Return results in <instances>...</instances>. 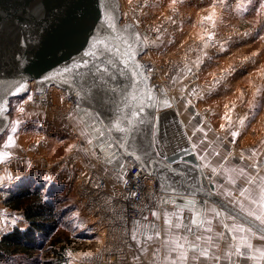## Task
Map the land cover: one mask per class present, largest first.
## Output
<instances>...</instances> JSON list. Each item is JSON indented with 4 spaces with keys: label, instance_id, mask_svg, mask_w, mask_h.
Instances as JSON below:
<instances>
[{
    "label": "crops",
    "instance_id": "crops-1",
    "mask_svg": "<svg viewBox=\"0 0 264 264\" xmlns=\"http://www.w3.org/2000/svg\"><path fill=\"white\" fill-rule=\"evenodd\" d=\"M176 2H179L177 7L180 11V20H175L178 32L165 34L169 38H161L156 50L173 51L176 46L179 47V42L183 45L190 38L203 39L206 48L198 59L176 75L175 88L168 89L162 84L167 89V94L160 95L158 99L161 108L157 110V117L152 125L151 142L156 157L160 160L159 149L163 155H171L179 152L187 142L193 149L202 172L215 189L213 193L209 191L210 197L202 196L205 222L195 236H189V240L207 250L208 258H204L200 252L187 249L180 241L185 223L194 218V202H174L166 198L165 204L156 208L157 215H153L151 219L132 222L131 234L136 239L132 238L128 250L131 262L264 264V259L259 258L256 251L264 250V239L260 238V233L253 227L256 225L264 228L255 219V215L264 213V208L261 207L264 204L261 199L264 196L262 0H175ZM173 4V0H156L153 17L158 19L168 16L169 7ZM210 15L213 16L212 20L205 19ZM172 35L176 36L178 43L171 39ZM249 106H253V109L248 110ZM43 114V110L37 107L27 108L25 112L19 111L14 122L16 131L13 133L11 130L0 142V189L8 183L13 184L27 177L71 186L89 168L104 174L111 184H122V158L115 153L106 157L102 155L101 145H96L103 134L102 130L77 112L70 121L75 138L64 139L70 146L68 156L62 160L50 157L51 161H46V164L28 158L5 165L11 157L16 158L20 150L32 140L43 139L45 146L50 148L53 142H57L56 137L48 136L49 132L45 131L42 135L29 131L30 129L23 130L26 121L29 123L32 119L43 117ZM232 132H236L237 136L232 137ZM9 135L13 136L14 146L5 147ZM129 160L127 159V164ZM197 172L201 183V174L198 170ZM243 190L246 191L241 195ZM163 193L164 196H194ZM249 212L254 215H248ZM89 219L88 226L95 234L99 231L95 218L91 216ZM176 224H180V227H175ZM26 226L22 212L5 213L0 216V238L15 227ZM239 227L246 230L251 228L252 231H229ZM233 235L236 236L235 240ZM241 237L252 244L251 255L256 259L228 255L230 252L234 253ZM69 258L75 259L73 254L64 255L65 263Z\"/></svg>",
    "mask_w": 264,
    "mask_h": 264
},
{
    "label": "water",
    "instance_id": "water-1",
    "mask_svg": "<svg viewBox=\"0 0 264 264\" xmlns=\"http://www.w3.org/2000/svg\"><path fill=\"white\" fill-rule=\"evenodd\" d=\"M120 13L119 0H0V109L6 108L0 111V136L9 125L11 99L25 95L21 86L26 88L29 81H34L36 91L42 93L47 84H54L69 98L74 96L76 112L102 130L96 145H101L103 156L115 153L121 157L124 171L127 159L133 160L144 171L156 174L165 192L194 195L174 194L164 196V200L194 202V217L204 223L202 196L210 197L209 191L215 189L187 142L175 154L163 155L159 149L162 160L156 157L151 129L161 108L158 99L167 94V89L147 77L141 61L145 32L134 24L122 23ZM106 22L114 23L115 30H110ZM93 34L115 46L113 52L130 44L133 55L129 68L121 66L119 54L101 53L103 64L86 57L84 53L92 50ZM82 59H87L89 66L77 68L74 62ZM109 60L113 63L107 73H98L93 66L104 67ZM137 64L141 66L137 71L143 74L136 78L139 84L130 75ZM66 66L72 71L64 73ZM141 105L143 110L132 115ZM116 124L125 131L116 130ZM109 144L118 147L109 148ZM187 163L200 172L201 183L197 170ZM192 220L185 223L180 241L187 249L199 252L193 249L205 248L189 236H195L203 223L197 227Z\"/></svg>",
    "mask_w": 264,
    "mask_h": 264
},
{
    "label": "built area",
    "instance_id": "built-area-1",
    "mask_svg": "<svg viewBox=\"0 0 264 264\" xmlns=\"http://www.w3.org/2000/svg\"><path fill=\"white\" fill-rule=\"evenodd\" d=\"M152 1L142 0L140 6L150 7ZM173 13L175 15L172 18L178 20L180 14L177 11ZM140 19L141 16L133 15L132 20L123 23L142 24ZM164 29L167 31L170 26L167 23L161 26L158 22L148 19V23L143 28L145 32L143 54L152 45L151 37H156V34ZM194 49L198 50L197 47ZM141 61L146 69L147 77L153 84L157 86L164 84L168 89L175 87L171 79L168 78V81L164 82L155 77L157 66L154 63L143 58ZM181 62L184 64L186 61ZM161 68L166 69L167 66L161 65ZM175 69L177 67L173 68V71ZM25 96L31 97L27 106L37 107L46 112L45 126L58 128V123L63 122L65 124V127L62 126L63 131L74 135L75 131L72 127L73 132L66 128L70 126V120L77 110L78 103L74 96L69 98L63 89L54 84H47L45 91L40 93L36 91L34 81L28 82ZM43 145L40 144V146ZM14 160L16 158L8 162L11 163ZM75 183L77 201L85 212L95 218L99 231L95 233L96 237L84 240L77 259L69 264H132L128 251L132 244V222L139 219H151L156 208L165 204L164 193L157 177L144 171L133 160H129L120 185L111 184L104 174L94 168L87 169ZM0 212H2L1 209ZM51 256L55 255L51 254Z\"/></svg>",
    "mask_w": 264,
    "mask_h": 264
},
{
    "label": "rangeland",
    "instance_id": "rangeland-1",
    "mask_svg": "<svg viewBox=\"0 0 264 264\" xmlns=\"http://www.w3.org/2000/svg\"><path fill=\"white\" fill-rule=\"evenodd\" d=\"M141 1L142 0H119V6H120V11H121L120 13L121 22L123 23V22H126L127 20H132L133 15H138V16H141L140 22H142V24L137 23L136 27L140 31L142 27L143 26L145 27V24L148 23V19L151 20L152 22H158L161 26H163L164 23H167L170 26V29H168L167 31H165L164 29L161 32L157 33L156 37H151L152 45L148 47V50H146L144 54L141 55V58H143L144 60L148 62L154 63L157 66L155 77L158 80L165 82V81H168V78H169L171 79L172 84L175 85L174 79L176 75L180 73L183 69H185L186 66H188L191 62L198 59L202 55L203 53L202 51L206 48V43L203 39L190 38L189 40L184 42L183 45H181L180 42L178 43V40H176V36L172 35L171 39L172 40L175 39L179 47L176 46V48L173 51H169V50L157 51L156 48H157L158 41L163 37L169 38L168 36H165V34L169 32L171 34L172 33L175 34L178 32V28H176L177 26L175 24L176 23L175 18H172V16L175 15L173 12H176V11L180 14V11H178V7H177L179 2H176L172 6L169 7L168 16L157 19L153 17L154 6L156 3V0L152 1V4L150 5V7H146V6L141 7L140 6ZM195 47H197L198 50H195L194 49ZM181 61H186V62L183 64V62ZM179 63L181 64L179 65ZM161 65H166L167 68L166 69L161 68ZM176 67L177 69L173 71V68H176ZM28 97L29 96L24 95L22 97H18L22 99L13 100L12 103H10V110L8 113L10 117L9 125L4 135H2L0 142L2 141V139H5L7 134L10 133L12 128L14 127V122L16 121L17 115L19 113L18 109L21 107L24 109L23 112H25L27 108L28 109L30 108L29 106H27V103L29 101ZM56 100H58V96H56ZM251 109H253V106L248 107V110H251ZM43 112L44 114L46 113L45 111ZM45 116L46 114L43 117L41 118L39 117L36 120L32 119L31 122L29 123H27L28 121H26V123L23 126L24 127L23 130L26 131L30 129L29 131H34V133H38L42 135H44L46 132H49L48 136L56 137L57 142L56 143L53 142L52 144L53 146L52 148H50L48 146H45L43 139L42 141L32 140L30 144H28L27 146L23 147V149L20 150V152L17 154L16 160L9 163L8 161L14 159V157L13 158L11 157L9 160H7L6 163H9L11 165L17 161H22L28 158H32V160H37L40 163L46 164L45 162L48 160L51 161V158L52 159L57 158L59 160H62L63 158L68 156L70 152H67V151H69L70 146H68L69 144L68 141H65L64 139L66 140L74 139L76 135L75 132L73 136H72L73 133L71 135L65 133L62 129V126L65 127V124H63V122L58 123V126H57L58 128H55V127L50 128V127L45 126V121H44ZM66 128H69L70 130H72L70 126H66ZM40 144L42 145L44 144V145L40 146ZM6 163L5 165H7ZM43 166H46V165H43ZM75 184H72L71 186L66 185L65 191L58 195L59 198L61 199L59 201L60 202L59 209L62 210V212L64 213V216H63V219H62V222L60 224L58 231L53 236V239L61 240L59 243H57L56 245L57 248L64 246V250H63L64 255L68 256L69 254H73L75 259L71 260V258H69L68 259L69 261L65 263L64 260L60 261L59 260L60 258L56 259V256L52 257L51 254L40 252L38 255L35 254L34 258H27L25 256H15L9 262L2 263V264H51L49 262H54L53 264H58V263L59 264H69L70 262H73L77 259L78 253L81 249V244L84 242V240L88 238L96 237L97 234H94L92 232V228L89 227L90 225L88 226V224H90L89 218L91 216L90 214L85 212L81 208L80 204L78 203L76 195H75V190H74ZM9 185H12V183L11 184L8 183L7 185H5L4 187L0 189V209L2 210V212H0V216L4 215L5 213L12 212V210L8 209L3 204V201L1 198L2 190L6 188V186H9ZM64 255H63V258H64ZM50 260H53V261H50ZM55 260H58V261H55Z\"/></svg>",
    "mask_w": 264,
    "mask_h": 264
},
{
    "label": "trees",
    "instance_id": "trees-1",
    "mask_svg": "<svg viewBox=\"0 0 264 264\" xmlns=\"http://www.w3.org/2000/svg\"><path fill=\"white\" fill-rule=\"evenodd\" d=\"M19 99L22 98H13L10 103ZM65 187L63 184L27 177L2 190L3 204L12 211L22 212L27 226L15 227L2 235L0 264L9 262L15 256L34 258L40 252L54 254L56 259L63 261L64 246L57 248L61 240L53 239V236L64 216L59 209L61 199L58 195L65 191Z\"/></svg>",
    "mask_w": 264,
    "mask_h": 264
},
{
    "label": "snow or ice",
    "instance_id": "snow-or-ice-1",
    "mask_svg": "<svg viewBox=\"0 0 264 264\" xmlns=\"http://www.w3.org/2000/svg\"><path fill=\"white\" fill-rule=\"evenodd\" d=\"M173 3H175V0H173ZM261 7H264V0H262V3H261ZM214 15V13H213ZM205 19L207 20H212L213 19V16L210 15L208 17H205ZM106 26L110 29V30H115V25L114 23H107L106 22ZM138 35V34H137ZM91 39V49L90 51H87L84 53V55L86 57H89V58H94L96 60H99L101 64L104 63V60L101 56V53H109V54H112V55H116V54H119V56L121 57V66L124 68V69H128L129 68V65L132 61V51H131V45L128 44L126 45L123 49H120V48H117L115 52H113V47L115 46H112L110 47L109 44L110 42H107V41H103V40H100L98 37H95V35L93 34L92 37H90ZM209 39H211V37H209ZM113 63V61L109 60L108 61V64H106L104 67H100L99 65H93L94 67H96V70L98 73H107L109 71V66ZM74 64H76V67L77 68H80V67H88L89 66V61L87 59H82L80 62L76 63L74 62ZM141 66L140 65H135L133 68H132V71L130 73V75H132L133 77V80L136 84H139L141 81L136 79L137 77H143V74L140 73L139 71H137ZM64 73H68L70 71H72L71 68H68L67 66L64 68ZM189 71H191V69H189ZM21 90L23 91H26V88H23L21 86ZM16 94H19V93H16ZM28 100H31V97L29 96L28 97ZM148 100H149V103L151 102V97L149 96L148 97ZM27 102V101H25ZM143 110V105H141V108L137 110V113H133L132 115H138L141 111ZM0 111H6V108L5 109H0ZM19 111L23 112L24 109L23 108H20ZM95 118V117H94ZM99 122V121H98ZM18 123V122H16ZM115 128L116 130L120 131V132H124L125 129L120 127L119 124H116L115 125ZM16 131V128L13 127L12 128V132L14 133ZM98 134V133H97ZM232 137H236L237 136V133L236 132H232L231 133ZM89 143L91 144L92 141L90 140ZM14 146V140H13V136L12 135H9L7 137V143L5 145V147H12ZM109 148H112V147H118V145H112V144H109L108 145ZM259 163H257V166H259ZM214 171V170H213ZM249 183H252V181H249ZM244 191L246 190H243L241 192V195L244 194ZM262 200H264V196L261 197ZM252 203H256V201H252ZM262 208H264V204L261 205ZM153 215H157L155 212L153 213ZM217 215H219V213H217ZM248 215H254V213L252 212H249ZM255 219L258 220L260 222L261 225H264V213L260 214V215H255ZM169 223H171L169 221ZM203 221L202 220H199L198 218L194 217L193 220H192V224L193 225H196L197 227H199L200 224H202ZM175 227L179 228L180 227V224H176ZM225 227L227 228V225H225ZM253 227H256V231L260 233V238L261 239H264V228H260L256 225H253ZM189 231H191V229H188ZM208 231H211V229H208ZM230 232H236V231H239L240 233H244L245 231H248V232H251L252 229L249 228V229H245L243 227H239V228H232V229H229ZM195 234V233H193ZM134 240L136 239L135 235H133L132 237ZM233 239L235 240L236 239V236L233 235ZM179 246V245H178ZM242 249H246L247 251H242ZM194 251H199L201 253V255L204 257V258H208V252L206 249H197V248H194L193 249ZM253 251V246L251 243H249L247 241L246 238L244 237H241L240 239V242L235 246V251L234 253H228L229 256L231 255H236L237 257H241V258H250V259H256L255 256H252L251 253ZM258 253H259V258L261 259H264V250H256ZM217 259H219L217 257Z\"/></svg>",
    "mask_w": 264,
    "mask_h": 264
},
{
    "label": "bare ground",
    "instance_id": "bare-ground-1",
    "mask_svg": "<svg viewBox=\"0 0 264 264\" xmlns=\"http://www.w3.org/2000/svg\"><path fill=\"white\" fill-rule=\"evenodd\" d=\"M141 26V25H140Z\"/></svg>",
    "mask_w": 264,
    "mask_h": 264
}]
</instances>
